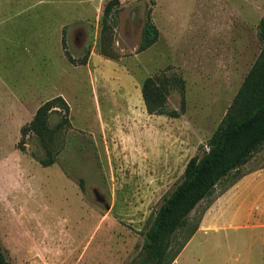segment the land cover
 I'll use <instances>...</instances> for the list:
<instances>
[{
	"label": "rangeland",
	"instance_id": "1",
	"mask_svg": "<svg viewBox=\"0 0 264 264\" xmlns=\"http://www.w3.org/2000/svg\"><path fill=\"white\" fill-rule=\"evenodd\" d=\"M108 1L0 0V245L9 264H131L262 47L264 0H119L104 29ZM63 32L86 64L67 59ZM176 75L184 93L170 85ZM155 76L167 79V111L184 100L178 117L148 113L143 84ZM59 95L71 125L53 112L46 135H29L20 150L22 126ZM167 264H264V143L195 207Z\"/></svg>",
	"mask_w": 264,
	"mask_h": 264
},
{
	"label": "trees",
	"instance_id": "2",
	"mask_svg": "<svg viewBox=\"0 0 264 264\" xmlns=\"http://www.w3.org/2000/svg\"><path fill=\"white\" fill-rule=\"evenodd\" d=\"M119 0H109L104 8L102 26L110 27L109 18ZM147 39L154 43L159 38V31L152 21L151 13H147L145 27ZM258 38L262 44L261 51L245 76L238 92L228 107L226 114L208 140L207 149L193 156L187 163L181 180L175 188L164 196L161 205L144 232L143 245L131 264H167L174 242V234L188 220L191 212L207 196L216 185L234 170H238L264 143V17L258 24ZM62 47L67 59L74 65L86 64V59H75L67 46L63 32ZM144 50V49H143ZM163 76L149 77L143 84V97L149 114L176 118L184 111L185 102L179 111H167L165 103L166 91ZM171 87H178L185 92V80L181 76L170 78ZM61 116V125H71L70 108L66 100L56 96L41 104L32 120L22 126L20 150L25 149L26 137L31 134L42 138L49 129L51 113ZM42 166L54 164V159H39ZM84 190L83 181L80 182ZM0 264H9L0 245Z\"/></svg>",
	"mask_w": 264,
	"mask_h": 264
},
{
	"label": "crops",
	"instance_id": "3",
	"mask_svg": "<svg viewBox=\"0 0 264 264\" xmlns=\"http://www.w3.org/2000/svg\"><path fill=\"white\" fill-rule=\"evenodd\" d=\"M264 17V16H263ZM260 51H261V49H260ZM260 53V52H259ZM259 55V54H258Z\"/></svg>",
	"mask_w": 264,
	"mask_h": 264
}]
</instances>
